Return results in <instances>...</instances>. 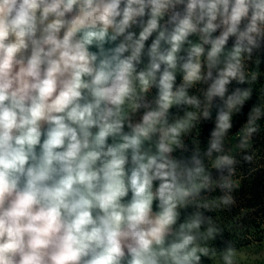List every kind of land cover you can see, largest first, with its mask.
<instances>
[{"label":"clouds","instance_id":"1","mask_svg":"<svg viewBox=\"0 0 264 264\" xmlns=\"http://www.w3.org/2000/svg\"><path fill=\"white\" fill-rule=\"evenodd\" d=\"M262 79L264 0H0V264H264Z\"/></svg>","mask_w":264,"mask_h":264},{"label":"trees","instance_id":"2","mask_svg":"<svg viewBox=\"0 0 264 264\" xmlns=\"http://www.w3.org/2000/svg\"><path fill=\"white\" fill-rule=\"evenodd\" d=\"M235 87V85H233ZM257 88V85H255ZM254 100L256 97L253 98ZM251 107V102L245 107L244 114L235 118L234 127L232 132L235 133L239 130L240 126L246 120V113ZM214 127V124L209 121L205 122L198 130L193 132V136L190 138L194 139L198 136L200 140V147L206 148L207 142L209 139L210 131ZM264 146V144H262ZM260 146L259 142L256 139L255 147ZM263 161V160H262ZM261 159L259 163L262 162ZM264 164V161L262 162ZM250 165L241 163L237 166L238 176H243L242 188L237 193L238 206L233 208L231 212H221L214 213L213 215H219L224 224H227L234 216H239L241 210H244V216L241 219V223L245 227V235L248 234L250 228H255L257 231L254 234V238L259 243L264 241V229L260 228L261 224H264V169L256 172L253 177L248 176V170ZM219 194V193H216ZM234 240H238V247H247L251 244V240L248 239H238L236 236H231ZM220 247H223L221 244Z\"/></svg>","mask_w":264,"mask_h":264},{"label":"rangeland","instance_id":"3","mask_svg":"<svg viewBox=\"0 0 264 264\" xmlns=\"http://www.w3.org/2000/svg\"><path fill=\"white\" fill-rule=\"evenodd\" d=\"M261 85H264V79H262L260 81V83L257 84V89H259L261 87ZM257 141L259 142L260 146L257 147L258 149V155L261 157V161H264V146L262 144H264V132H262L259 136L256 137ZM262 161V162H263ZM261 162V163H262ZM236 216H234L229 222H231ZM228 222V223H229ZM227 223V224H228ZM226 225V224H225ZM231 236H236L235 232H232L231 234L226 230L225 231V239H233V237ZM259 250V249H258ZM205 264H208V262L206 261Z\"/></svg>","mask_w":264,"mask_h":264}]
</instances>
